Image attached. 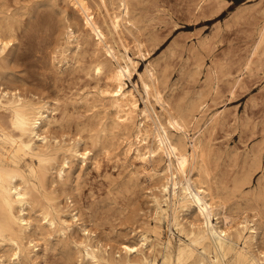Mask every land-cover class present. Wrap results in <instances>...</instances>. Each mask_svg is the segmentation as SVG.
Wrapping results in <instances>:
<instances>
[{"label":"rangeland","instance_id":"rangeland-1","mask_svg":"<svg viewBox=\"0 0 264 264\" xmlns=\"http://www.w3.org/2000/svg\"><path fill=\"white\" fill-rule=\"evenodd\" d=\"M90 1L93 10L101 16V8L93 3L94 0ZM64 2L0 0V23L9 15L13 29L10 31L11 44L0 56V90L18 89L23 97L45 99L54 110L51 123L46 127L50 140L67 144L79 138V149L88 150L83 160L68 161L70 165L64 167L66 170L61 178L56 175V169L61 164L62 154H55L46 172L44 187L69 227L64 233L57 225L32 229V244L24 239L29 255L22 264H89L81 259L74 244L86 235L91 237L92 244L100 243L109 255L120 258L124 255L120 243L135 244L141 234L147 237V243L132 253L131 258L139 259L143 255L146 257L144 264H176L177 246L188 242L189 222L200 226L201 220L195 217L193 209L178 208L174 221L170 201L166 199V204L163 201L166 195L159 192L162 178L141 172V162L133 153L123 152L124 139L121 140L120 132H98L102 125H109L112 110L103 106L107 100L101 102L97 95L103 78L89 75L95 37H86L87 51L82 43L80 50L67 51L64 57L61 49L67 40L66 25L72 27L75 34L80 28L79 13ZM128 5L133 25L121 32L124 44L110 38L116 50L124 52L126 47L127 54L134 60L136 70L133 69L131 77L125 80L126 86L133 90L142 108L144 91L138 75L151 66L164 106L173 113L183 114L185 124L188 123L187 144L194 137L201 141V159L189 161V167L194 165L191 177L201 181L209 189L214 203L217 202L218 213L212 215L211 223L232 232L239 221L246 219L258 231L255 241H234V248L242 250L246 259H236L231 253L215 257L210 248L203 253L197 246L194 253L201 254L199 261L189 257L180 264H264V38L259 40L264 25V0H128ZM110 6L115 10L119 8L116 3ZM139 42L143 49L138 46ZM85 65L88 67H83ZM85 93H88V101H84ZM151 103L163 125L176 134L167 123L166 111L152 98ZM91 104L95 105L91 107ZM215 112L223 116L209 123L210 115ZM96 113L99 117L93 120ZM140 119L138 115L136 120ZM91 128L96 130L90 131ZM95 136H99L98 142ZM28 160L25 157V161ZM33 161L36 163L35 159ZM164 161V157L150 161L151 167L158 169ZM154 196L166 214L156 213ZM34 210L31 211L33 218L37 215V207ZM74 211L77 221L70 216ZM167 241L170 243L165 249ZM0 250V254L5 252ZM164 251L170 255L169 262L163 259Z\"/></svg>","mask_w":264,"mask_h":264},{"label":"bare ground","instance_id":"bare-ground-1","mask_svg":"<svg viewBox=\"0 0 264 264\" xmlns=\"http://www.w3.org/2000/svg\"><path fill=\"white\" fill-rule=\"evenodd\" d=\"M65 2V4H70L76 10V14L79 13L80 28L76 29L78 33L75 34L74 29L69 25H66L65 35L67 40H65L61 49V53L64 57H66L65 53L67 51L73 52L76 49L80 50V45L83 43L82 46H84L87 43V36L91 35L92 37H95L93 50L91 49V53H94L95 56L93 55L89 75L91 73V78L92 75L96 76L95 78H97V76L103 78V84L100 82L101 86L97 87V95H100L99 100H101V102L103 99L107 100L103 103V106L109 107L112 110V118L109 125H102L98 132L107 131L109 133V131L112 132L114 130L120 132L123 135L121 140L124 139L123 152L133 153V157L141 162V172L145 173L149 177L158 176L162 178V182L159 184V192L162 196L166 195L163 200L166 204H168L166 199L170 201L171 218L174 221L177 220L176 212L178 211V208L186 211L193 209L196 215L195 217H198L201 220L200 224L202 225L200 226L195 225L191 221L189 222L190 229L188 231V242L177 246L176 264L182 263L183 259L189 257H193V260L198 262V257L201 254L198 253L195 255L194 250L197 249V246L201 248L203 253L210 248L215 257L218 255L225 256L226 254L231 253L236 259H246L247 257L244 252L242 250L235 249L233 244L234 241L239 239H244V242L255 241L256 234L258 233L256 226H254L253 223L249 224V221L243 219L236 224L235 228L231 232L219 228L211 223L210 218L212 215L218 213L215 209V204L217 202L214 203V198L209 189L205 187L201 181L195 180L191 177L190 171L191 169L193 170L194 165L189 167V161L194 162L198 157H200L199 149L202 148L201 141L194 137L190 138L189 143L187 144L188 126L186 125L188 123L185 124L183 114L180 115L173 113L170 109L164 106L161 93L158 91L160 87L155 85L156 78L151 66L149 65L146 68L144 74L139 73L138 75L141 87L144 91V106L142 108L139 107L133 90L126 86L125 80L131 77L132 70L134 69V60L127 54L126 47L123 49L124 52L116 50L110 38L122 41V44H124L123 40H121V32H125L123 28L128 29L130 25H133V21L129 13L128 6L130 4L128 5V0H94L93 3L102 10L101 16L96 14L93 10V5L91 6L92 3L90 0H65ZM114 3H116L117 7H119L116 10L113 9L112 6L109 7V5ZM11 30H13L11 26V17L9 15H5L0 23V56L11 44ZM262 38H264V25H262V28L260 29L259 40H262ZM87 44H89V42ZM117 44L119 43L117 42ZM90 45H92V42ZM86 46L87 45L84 47ZM138 46L143 49L142 43L139 42ZM87 48L88 47H86V51ZM144 49H146V47ZM88 53L84 54L87 55ZM70 56H72V54H70ZM55 58L57 57L55 56ZM78 67L81 66L78 65ZM83 67L86 68L88 66L85 65ZM74 68L76 70L78 69L76 67ZM135 70L136 69H134V71ZM157 77L161 78V76ZM51 81L53 82V80ZM158 81L159 80H157V82ZM94 82L96 83V81ZM161 83H163V81ZM156 87H158V89ZM19 92L20 91H18V89L7 90L1 88L0 90V249L5 250V252L2 250L3 252L0 254V264H7L5 261H8V263L22 264L23 260L29 255V250H27L24 239H27V243L32 241L30 238L32 229L36 230L44 225L54 228L57 225L58 230L64 233L65 229L69 227V222L59 215V208L53 203V197L49 195L44 187L45 175L49 169L51 161L55 158V154H62L61 164L56 169V175L61 178L62 173L66 170H64V167L69 164V160H83L88 153V150H86L87 148H82V150L79 149V143L81 142L79 138L76 139L75 142L67 144L60 143L58 141L52 142L50 137H48L49 135L47 136L46 134V127L51 123L53 118V108L50 107L47 101H44L45 99H42L43 101L33 100L32 98L27 97V95V98L23 97L22 95L24 94L21 95ZM88 93H85V100L83 99L84 101H88ZM90 96L92 97V95ZM151 98L154 102H158L160 104V108L162 110L166 111L165 118L167 123L173 127L176 134L163 125L158 113L152 106ZM194 103L192 101V104ZM94 105L95 104H91V107ZM190 106L192 105L190 104ZM97 115L98 114L96 113V118L94 115L93 120L99 117H97ZM138 115H140L141 118L139 121L136 120ZM219 116H223V114L220 115V113L215 112L210 115L209 123H213ZM99 120L101 119H98V124ZM84 128L85 127L83 126V129ZM95 128H91L92 130L90 131H93V129L95 131ZM81 132L82 131H80V133ZM88 135L91 136V133L89 132ZM78 137H81L80 134ZM90 138H93V136ZM98 139L99 136H95V142H98ZM92 143L90 145H92ZM111 148L109 147V149ZM203 153L204 152H202V154ZM25 157H28L29 160L25 161ZM162 157H164L165 161L160 168L155 169L151 167L150 161L161 159ZM33 159L36 160V163ZM202 160L204 159L202 158ZM205 166L206 165L204 164V168ZM135 168L134 171H136ZM65 179L66 178H64V181ZM223 184L225 185V183ZM257 184L259 183L257 182ZM153 200L155 203L156 213L166 214L165 208L161 207L158 198L154 196ZM34 207H37V215L33 218L31 216V211H36L34 210ZM76 213V211L71 213V219H77ZM225 219L226 218H223V220ZM35 222L37 224H35ZM82 230L83 232L85 231L86 234L88 233L85 226L82 227ZM154 232L159 234L158 230H154ZM35 236L37 237V235ZM146 243L147 237L144 234H141L139 242L135 244L121 242L120 249L121 251L123 250L124 255L122 257L120 256V258H115L114 256L109 255L106 247H102L100 243H97L98 246L97 244H92L90 236L86 235L83 239L74 241L78 252L81 253V259L89 264H144L146 262L145 256L141 255L139 259H133L130 255L134 252H138L140 247ZM169 243L170 242L167 241V244L164 246L165 249H168ZM7 250L9 251L8 253L6 252ZM113 254L115 253L113 252ZM163 259L169 262L170 255L168 251L163 252ZM212 262L210 260V263Z\"/></svg>","mask_w":264,"mask_h":264}]
</instances>
